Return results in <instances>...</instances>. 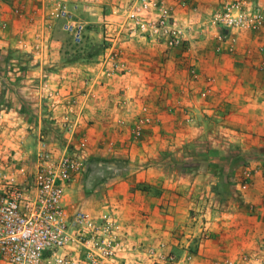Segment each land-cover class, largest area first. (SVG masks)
<instances>
[{"label": "crops", "instance_id": "0c3cea01", "mask_svg": "<svg viewBox=\"0 0 264 264\" xmlns=\"http://www.w3.org/2000/svg\"><path fill=\"white\" fill-rule=\"evenodd\" d=\"M127 1L0 0L3 54L15 38L30 37V9L42 27L60 2L73 8L89 46L59 63L23 65L8 84L24 107L23 148L32 130L58 153L69 138L61 125L76 127L71 144L85 140V169L63 205L116 219L122 242L105 264H165L168 256L174 264L236 262L264 246V25L213 24L237 0H166L181 32L177 43L118 36L114 12ZM253 4L264 10V0L246 7ZM104 30L119 42L111 76L103 74L108 51L89 54ZM11 133L7 147L17 144ZM31 150H40L37 141Z\"/></svg>", "mask_w": 264, "mask_h": 264}, {"label": "built area", "instance_id": "2783aa9c", "mask_svg": "<svg viewBox=\"0 0 264 264\" xmlns=\"http://www.w3.org/2000/svg\"><path fill=\"white\" fill-rule=\"evenodd\" d=\"M246 5L247 0H237L221 9L214 15L213 24L236 30L261 28L264 10L255 4ZM123 12L129 37L179 41L173 9L163 0H128ZM57 16L63 20L62 30L72 44H81L84 27L64 10ZM116 67L113 61L107 75ZM5 128L0 127V264H103L112 259L122 242L116 219L111 215L94 219L76 212L67 221L65 192L85 166V140L82 138L77 147L71 144L76 127L61 125L69 138L58 153L48 150L45 139L38 136L40 150L30 156L33 160L6 146ZM240 262L264 264V246L257 252H244L238 262L224 260L222 264ZM167 263L174 264V259L168 257Z\"/></svg>", "mask_w": 264, "mask_h": 264}, {"label": "rangeland", "instance_id": "374dc122", "mask_svg": "<svg viewBox=\"0 0 264 264\" xmlns=\"http://www.w3.org/2000/svg\"><path fill=\"white\" fill-rule=\"evenodd\" d=\"M163 1L166 2V0H163ZM177 1H180V3L183 2L181 0H177ZM124 7H125V4L122 8H119V10H121V11H118V9H116L114 12V14L119 16L118 18L121 21V24H119V28H118L120 30V31H118L119 32L118 36L123 35V34L127 35V32H128L127 31L128 30L127 29V22H125V18H124L125 13L123 12ZM30 10L32 11L33 8ZM62 10L66 11L67 15L71 16L72 19L78 21L83 26V24L75 16V14L73 12V8L70 9L68 6L65 5L64 2H60L57 6H55V8L50 10L49 13L47 14L48 18L46 21H48V22L46 24L44 23L42 25L43 28L41 26H39L38 23L35 22L36 18L33 17V15L32 16L30 15V12H31L30 11L28 14V17H27L28 18L27 19L28 20V31L30 33V37L28 35L26 42L23 39L15 38L13 40L12 47H11L10 51L7 50V51H5L4 54L1 52L2 49L0 48V127L1 128L7 127V129H8V132L4 133V138L6 140H8L7 136L9 135V132H12L11 134H12V136H14L13 138H15L13 140H16L17 144L16 145H12V144L10 145L9 144V146H11L9 148H11V150H13L14 153H16L15 151H18V150L20 151V149H19L20 147L18 145H20V146L23 145V141H24L22 135H20V133L17 132L18 127H19V125H18L19 121L21 120V117H23V114H24V109H23L24 107H23V105L21 107H19V103L14 102L13 96H17L19 94L18 88H16L15 85H13V87H11L8 84H11V85L13 83L16 84L14 80H16L17 78L20 77V75H22L21 68L23 67V65L28 66L30 64L34 65L36 63L37 64L43 63L44 65H49V64L59 63V62H62L63 59L66 58V54L68 52H72L73 54H78V53H81L85 48L89 47L86 45V41H84V38H83V41L81 42V44H79V45L72 44L71 40L68 39V37L66 36V34L62 30L63 20L60 18V16H57V15H60V12ZM220 28H222V27H220ZM223 29L229 30L228 28H223ZM230 30H232V29H230ZM233 30H236V29H233ZM105 32H106V30H104V32L102 34V38L100 39V41H98L96 43H90V45L92 44L94 46H93L92 50H90L89 54H91L90 57L93 58L94 56L92 54H95V53H98L101 51H105V50L108 51V59H109L110 67L109 68L106 67L107 63H106V59L104 58L102 61L103 64L105 65V68L103 70V74H104V76H111L115 72L117 67L114 70H112V73L110 75H107V73L111 71V66H112L113 61L118 66V63H117V58H118L117 45L119 42H118V40L116 41V39L112 38V36L105 34ZM130 38H140V37L134 36V37H130ZM109 39L110 40L112 39V41H109ZM142 39H146V40L153 39V40H155L153 37L152 38H142ZM155 41H161V40H155ZM55 50H58L60 54L56 56ZM61 52H65V54H61ZM114 52H116V58L113 57ZM75 57H77V56H75ZM111 58L114 60H112ZM44 73L47 74V72H44ZM45 74L43 76L39 75L38 78L40 80L44 81ZM32 92H33V90H32ZM47 98H48V100L52 99L50 94H47ZM70 104H73V102L70 101L69 103H66V104L63 103V105H70ZM27 105H28L27 106L28 109H30L29 111H32L33 110L32 108L35 106V102L31 101L30 104H29V102H27ZM42 110H43V112H45L46 105L43 106ZM5 129H4V131H5ZM136 132H137V130H136ZM37 139H38V136H36L34 134V132H32V130H30L27 133V137L25 139L27 145H24V148H21L22 149L21 151L24 152L23 149L25 151L27 149L30 151V149H32L34 147V143L37 141ZM17 154H19V153H17ZM29 154H30V156H32L35 153L31 150ZM84 169H85V166H84ZM83 172H84V170H83ZM83 172L79 176L82 177ZM243 185H245V184H243ZM245 187H246V185H245ZM243 189H245V188H243ZM64 207H65L68 222L71 221L73 215L76 212H84V213L88 214L86 211H84L82 208H80L78 206L74 207L72 209L70 208L69 210L67 209L66 206H64ZM89 216L91 218H93V216H91V215H89ZM260 248H262V246ZM260 248L257 251H259ZM67 249H70V246H68ZM257 251H255V252H257ZM148 253L150 254V256L154 255V257L158 258V254H156L157 252H155L152 255V253H150V250H149ZM260 255H261V253H260ZM168 257H171V256H168ZM168 257H166V259ZM103 264H105V262ZM154 264H160V263L158 261H154ZM165 264H169V263L165 262ZM238 264H242V263L240 262Z\"/></svg>", "mask_w": 264, "mask_h": 264}]
</instances>
